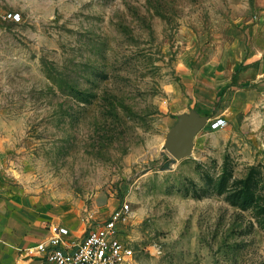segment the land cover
<instances>
[{"label": "rangeland", "instance_id": "obj_1", "mask_svg": "<svg viewBox=\"0 0 264 264\" xmlns=\"http://www.w3.org/2000/svg\"><path fill=\"white\" fill-rule=\"evenodd\" d=\"M0 185L75 228L127 201L136 264H264V0H0Z\"/></svg>", "mask_w": 264, "mask_h": 264}, {"label": "built area", "instance_id": "obj_2", "mask_svg": "<svg viewBox=\"0 0 264 264\" xmlns=\"http://www.w3.org/2000/svg\"><path fill=\"white\" fill-rule=\"evenodd\" d=\"M8 17L15 20L20 14L9 13ZM223 124L217 120L212 125L219 128ZM131 217V206L123 201L108 218L90 224L81 240H71L67 227L52 225L50 239L35 250L44 255L43 264H136L135 250L122 235Z\"/></svg>", "mask_w": 264, "mask_h": 264}, {"label": "crops", "instance_id": "obj_3", "mask_svg": "<svg viewBox=\"0 0 264 264\" xmlns=\"http://www.w3.org/2000/svg\"><path fill=\"white\" fill-rule=\"evenodd\" d=\"M44 201L24 191L4 192L0 185V264H43L44 255L35 250L52 236L50 227L61 225L71 240H81L88 226L52 215Z\"/></svg>", "mask_w": 264, "mask_h": 264}, {"label": "water", "instance_id": "obj_4", "mask_svg": "<svg viewBox=\"0 0 264 264\" xmlns=\"http://www.w3.org/2000/svg\"><path fill=\"white\" fill-rule=\"evenodd\" d=\"M205 119L190 115L180 119L170 131L165 147L177 159H182L191 153L193 137L204 125Z\"/></svg>", "mask_w": 264, "mask_h": 264}]
</instances>
